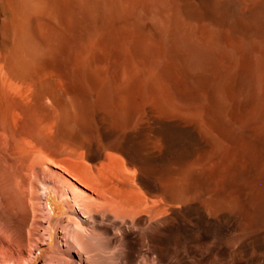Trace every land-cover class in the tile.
<instances>
[{"label":"bare ground","instance_id":"obj_1","mask_svg":"<svg viewBox=\"0 0 264 264\" xmlns=\"http://www.w3.org/2000/svg\"><path fill=\"white\" fill-rule=\"evenodd\" d=\"M215 176L264 220V0H0V264H263Z\"/></svg>","mask_w":264,"mask_h":264},{"label":"rangeland","instance_id":"obj_2","mask_svg":"<svg viewBox=\"0 0 264 264\" xmlns=\"http://www.w3.org/2000/svg\"><path fill=\"white\" fill-rule=\"evenodd\" d=\"M181 144L182 145H180V148H184L185 144L183 143ZM40 164H41L39 165L40 167L39 166L37 167V171H35L34 169V172H32V170L28 171L27 170L28 167H25V166H24V170L28 172L23 171V167L19 169L22 173L26 172L25 174L24 173L23 174H24V177L27 178V180L31 181L33 179L31 181L33 184H38V183L41 184L46 179H48L49 177L48 169L50 168H48V166H46L47 164L43 162H40ZM31 173H34V175H32ZM30 177H33V178H30ZM34 180L36 181V183ZM56 182H57L56 184L58 186V190L61 192V195L67 199V195H68L67 194L68 193L67 192V181L58 179ZM211 189L215 191L219 190L221 194L229 201L231 210L237 212L240 216V228L242 230V236H244L248 240V250L247 252H244L242 254L244 255L243 257L241 255L242 261L245 260V262L246 261L249 262L251 258H256V259H262V262L264 264V246L263 248L261 247L262 245H264V220H256L254 216L252 217V215L254 214L252 212V208H251L252 206H251V203H248L246 201L247 194L245 195V191H248V186L244 184V182L234 179V178H231L228 180H222L221 178H218L215 176L214 181L211 184ZM26 190H25V192H27L25 193L26 196H23L24 191L22 192L18 191L16 193V196L18 197V199H21V197L23 196L22 197V201L24 204L23 207L25 208L26 211L30 213L31 208L32 209L34 208L32 206L35 204L34 202L35 196L33 197V193H31L33 197V200H32V198L30 197V192H31L30 189L28 191L26 187ZM28 193H29V196H28ZM20 194H22V196ZM27 201L28 203L30 202L29 205ZM32 201L34 202L33 205L31 204L33 203ZM46 202H47L46 204L47 208L53 209L55 211L56 216H60L63 214V211H64L63 205L59 204L54 196H49ZM26 205L27 207H25ZM250 214H251V217H250ZM34 217H35V222H37V217H39V214L34 213ZM2 219L7 221L8 216L2 210V207H0V239H3L6 242V245L11 250L13 251L16 250L17 246L20 243L23 244V248H26L29 244H31L32 234L30 231L23 230L22 228L19 231L18 230L15 231L14 228L10 227L7 223H2L1 222ZM259 234H261L262 239L254 240L252 238L253 236L259 235ZM230 239L232 240L231 243H233V241H235L234 239L236 238H234L233 236V238L231 237ZM214 250H216V253L219 251V249L217 250V248H215ZM218 258L219 256H217V259ZM248 264H258V262H253V263H248Z\"/></svg>","mask_w":264,"mask_h":264}]
</instances>
